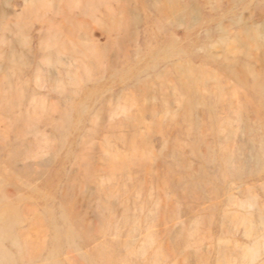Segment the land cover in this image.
Returning a JSON list of instances; mask_svg holds the SVG:
<instances>
[{
	"label": "rangeland",
	"instance_id": "rangeland-1",
	"mask_svg": "<svg viewBox=\"0 0 264 264\" xmlns=\"http://www.w3.org/2000/svg\"><path fill=\"white\" fill-rule=\"evenodd\" d=\"M0 264H264V0H0Z\"/></svg>",
	"mask_w": 264,
	"mask_h": 264
}]
</instances>
